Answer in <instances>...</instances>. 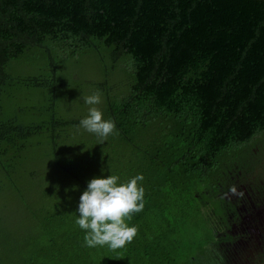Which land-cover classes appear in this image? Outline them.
<instances>
[{"label":"trees","instance_id":"obj_1","mask_svg":"<svg viewBox=\"0 0 264 264\" xmlns=\"http://www.w3.org/2000/svg\"><path fill=\"white\" fill-rule=\"evenodd\" d=\"M263 146L264 0H0V264H224L227 180ZM111 174L144 176L139 232L89 248L80 196Z\"/></svg>","mask_w":264,"mask_h":264},{"label":"clouds","instance_id":"obj_2","mask_svg":"<svg viewBox=\"0 0 264 264\" xmlns=\"http://www.w3.org/2000/svg\"><path fill=\"white\" fill-rule=\"evenodd\" d=\"M89 105V114L80 121V126L95 134L103 144L116 133L113 120H105L102 111L96 107L102 102L101 93L94 92L84 97ZM143 174H138L127 182H120L118 175L93 178L82 193L78 205L79 218L76 224L85 231L84 246L89 248L107 246L118 250L132 243L138 235L137 226H130L133 216L145 207ZM233 194L236 189H231Z\"/></svg>","mask_w":264,"mask_h":264},{"label":"rangeland","instance_id":"obj_3","mask_svg":"<svg viewBox=\"0 0 264 264\" xmlns=\"http://www.w3.org/2000/svg\"><path fill=\"white\" fill-rule=\"evenodd\" d=\"M80 70L90 78H93L95 80H102L104 79L106 67L91 59L85 61L80 66ZM121 77V75H116L112 78L120 79ZM93 91L94 89L92 88L87 89V92L89 93H92ZM252 162L258 164L253 174L245 175V173L243 172L244 169L239 171L238 167H236L231 171L227 180L226 187L228 188V190L231 191V189L234 187L236 189V193H239V196L235 198L236 193L233 194L232 191V194L228 195L227 205L229 211L226 214V219L227 222H229V227L224 228V230L227 229V232H230L233 235V239L226 240L227 243L222 246V249L225 251L223 253V256L225 257L224 264H230V246L232 247L233 242L236 243L241 240H245V238L242 237L243 234L241 235L238 229L241 227L242 218L238 213H232V209L235 208L236 211L239 209L238 211H240L244 215V212L242 210L244 207V203H248L250 199L252 200L253 204H255L257 213L264 212V164L262 163L264 162V146L261 148V150L256 151L255 156L252 158ZM245 195L249 197H246ZM244 197H246L245 202ZM249 214L250 213H247V215ZM258 218L263 221V224L258 226L257 228L261 230V233L257 235L258 237L256 236L257 238L254 237V240L259 241V244L258 246H256L254 243L253 246L247 247L246 249V253L249 255L248 257L253 259L264 255V215H261V217L259 216ZM220 236L222 237L224 236V234L221 233Z\"/></svg>","mask_w":264,"mask_h":264},{"label":"flooded vegetation","instance_id":"obj_4","mask_svg":"<svg viewBox=\"0 0 264 264\" xmlns=\"http://www.w3.org/2000/svg\"><path fill=\"white\" fill-rule=\"evenodd\" d=\"M229 194H232L231 191L229 192ZM225 196H227V195H225ZM238 196H239V193H236L235 198H237ZM246 197H249V196H246ZM246 197H244V202L246 200ZM227 200H228V196H227ZM246 204L244 203V207L242 209L244 212V215L240 211H238L239 209L237 211H235V213H238L239 216H241V218H242L241 227L238 229H239L241 235L243 234L242 237H244L245 240H241L239 242H236L234 244V251H235V254L245 253L243 255L249 256L246 253L247 247L253 246L254 243L256 246H258V244H259V241L254 240V237H256L259 233H261V230L257 229V228H258V226L263 224V221L261 219H259L258 217L259 216L261 217V215H264V212L263 213H257L256 206H255V204H253L252 200H250V199H249L248 203H246ZM263 211H264V209H263ZM247 213H250V214L247 215ZM263 231H264V229H263ZM240 233H233V234H240Z\"/></svg>","mask_w":264,"mask_h":264}]
</instances>
